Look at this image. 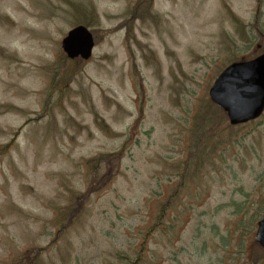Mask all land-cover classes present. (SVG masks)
Segmentation results:
<instances>
[{
  "label": "rangeland",
  "instance_id": "rangeland-1",
  "mask_svg": "<svg viewBox=\"0 0 264 264\" xmlns=\"http://www.w3.org/2000/svg\"><path fill=\"white\" fill-rule=\"evenodd\" d=\"M263 51L264 0H0V264H264V110L208 95Z\"/></svg>",
  "mask_w": 264,
  "mask_h": 264
},
{
  "label": "water",
  "instance_id": "water-1",
  "mask_svg": "<svg viewBox=\"0 0 264 264\" xmlns=\"http://www.w3.org/2000/svg\"><path fill=\"white\" fill-rule=\"evenodd\" d=\"M93 46V34L82 24L70 28L61 39L69 58L88 59ZM208 94L226 112L232 125L257 118L264 110V51L251 59L227 64L215 77ZM254 240L264 251V211L257 220Z\"/></svg>",
  "mask_w": 264,
  "mask_h": 264
}]
</instances>
